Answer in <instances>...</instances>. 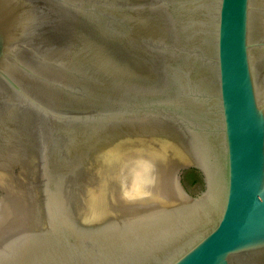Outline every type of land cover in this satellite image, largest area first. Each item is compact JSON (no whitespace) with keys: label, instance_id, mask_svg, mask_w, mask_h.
Returning a JSON list of instances; mask_svg holds the SVG:
<instances>
[{"label":"water","instance_id":"obj_1","mask_svg":"<svg viewBox=\"0 0 264 264\" xmlns=\"http://www.w3.org/2000/svg\"><path fill=\"white\" fill-rule=\"evenodd\" d=\"M0 264H264V0H0Z\"/></svg>","mask_w":264,"mask_h":264},{"label":"trees","instance_id":"obj_2","mask_svg":"<svg viewBox=\"0 0 264 264\" xmlns=\"http://www.w3.org/2000/svg\"><path fill=\"white\" fill-rule=\"evenodd\" d=\"M186 179L190 181L191 184H198L200 183V176L194 170H190L185 173Z\"/></svg>","mask_w":264,"mask_h":264}]
</instances>
